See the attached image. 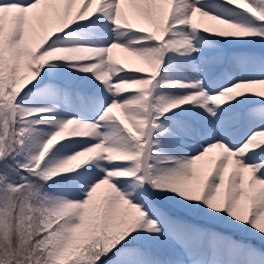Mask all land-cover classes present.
Segmentation results:
<instances>
[{
	"label": "rangeland",
	"instance_id": "1",
	"mask_svg": "<svg viewBox=\"0 0 264 264\" xmlns=\"http://www.w3.org/2000/svg\"><path fill=\"white\" fill-rule=\"evenodd\" d=\"M23 1L0 0V264H199V260L201 264L220 260L233 264L241 257L244 264H252L247 261L249 256L254 264L257 259L264 264V231L257 224L254 228L258 230H253L243 220H227L225 215L204 210L210 209L207 199L219 202L222 194L237 199L245 192L251 198L256 192L251 185L252 194L245 187L247 181L254 183L248 171L230 173L225 166L230 161L245 162L252 151L264 154V0H248L256 5V17L245 14L251 27L247 34H239L242 46L223 52L220 73L211 82L213 90L224 91L235 85L231 70L245 72L247 77L236 85L240 101L216 116L202 109L199 97L194 98L193 104L200 108L196 118L180 111L192 103L184 101L192 89L173 83L183 78L167 64L172 57L169 44L162 46L155 41L157 49L151 51L152 44L147 51L130 46L119 50V54L148 64L149 70L142 75L119 67L113 60L105 64L116 70L106 72L95 68L103 63L98 60L100 55L88 57L89 52L76 46H92L98 35L86 25L95 28L100 23L90 20L84 32L77 28L64 31L68 17L62 15L57 29L46 38L42 23L30 20V7L39 0ZM214 3L229 6L224 0ZM127 8V13L134 9L129 4ZM155 20V28L161 32L158 16ZM190 52L186 50L187 58H192ZM177 64L191 73L192 66ZM112 83L116 84L114 98L120 103L109 94L114 89ZM120 85L129 95L126 100L125 95H118ZM70 87L103 102L93 109L96 118L82 131L88 138H78L72 131L66 132L71 138L60 144H48L46 135L56 126L45 123L52 119L38 113L39 108L49 111L54 109L52 103H64L60 100ZM229 92L222 93L228 96ZM83 94L79 99L89 104ZM74 102L81 106V102ZM55 109L63 108L56 104ZM107 112L113 115L104 116ZM216 139L217 146H212L220 156L212 160L213 151L205 156L202 146ZM246 139L249 150L246 147L241 155L229 153L230 145ZM48 149L55 151L48 153ZM120 158H124L123 164ZM261 163L248 172L258 176L257 182L264 180L260 179L264 176ZM151 174L155 175L153 185L148 183ZM129 178L131 190H127ZM106 200L111 204L104 203ZM90 202L97 208L84 211ZM104 205L115 207L109 212ZM123 216V224L131 226L130 233L121 231L118 224ZM163 219L176 236L188 237L176 249L163 243ZM119 232L123 233L118 236L122 242H130L112 246L108 241L110 245L97 247L95 239L106 241ZM197 250L201 255L194 260Z\"/></svg>",
	"mask_w": 264,
	"mask_h": 264
},
{
	"label": "bare ground",
	"instance_id": "2",
	"mask_svg": "<svg viewBox=\"0 0 264 264\" xmlns=\"http://www.w3.org/2000/svg\"><path fill=\"white\" fill-rule=\"evenodd\" d=\"M224 2H227L229 6L226 8L219 7L217 3H214V0H56L50 3L38 1L30 7V20L34 23L36 21L42 23V32L46 37L57 29L56 25L62 15L64 18L68 17L63 25L64 31L73 28L80 30L90 20V22H97L96 24L100 23L99 27L92 29L93 34L98 35L92 46L87 47L78 43L76 46L84 52H89L88 57H92L95 53L100 55L98 60L100 58L103 63L96 65L103 70L107 69L106 72L116 70L105 64H110L112 60L119 67L123 66V68L141 73V75L149 70L148 64H143L137 57L119 54V50L126 46L147 51L152 44L151 51L153 47L157 49V44H154L155 41H158L162 46L169 43V50L173 54L172 58L178 61L183 58L186 49L191 51L192 58L188 60V63L191 64L193 73L186 74L184 70L176 67L178 64L167 63L173 71L183 78L182 82L174 83L182 85V87L186 86L190 91L192 89V92L184 97V101H192L193 97H199L202 101L200 104L202 109L208 114L217 116L218 113H221L217 110L218 105H221L223 112H225L229 104L237 100L240 101V98L236 95L237 89L229 92L228 96L220 94L222 91L213 90L212 79L220 73L223 52L226 49H238L242 46L238 40L239 34H247L251 27V23L245 18V14L249 13L253 18L256 17V5L248 0H224ZM127 4H131L134 8L141 7L144 12L137 9L127 13ZM145 13L148 14L146 18L144 17ZM55 14L58 20L54 18ZM155 16H158L162 23L161 32L155 28ZM253 18H249V20L255 22ZM103 19H105L104 23H101ZM204 20L210 25H205ZM29 31L32 30L29 29ZM142 32L147 35L141 34ZM23 69L21 68V70ZM230 73L232 81L236 82L235 85L240 84L241 82L238 81L247 77L245 72L236 71L235 73L231 70ZM187 79L190 81L185 82ZM209 93H213V95ZM208 99L212 100V106L208 104ZM213 101H217V105L213 104ZM197 109L200 108L191 103L180 111L189 113L188 116L196 118ZM242 145V148L247 147L249 150L248 142ZM209 151H213L212 160L220 156L216 147ZM256 157L257 155H251V160L243 164H234L230 161L231 164L228 162L225 166L226 170L230 173L240 171L241 174L242 172H250V169L260 162ZM248 172L247 176L251 177L254 183L251 184L247 181L245 187L250 188L248 191L251 194L253 188L249 185L256 190L251 195L253 196V201H251L253 204L250 205L251 202L229 197L220 199L222 204L211 202L212 209L205 210L223 209L227 213L225 216L228 219L236 222L243 220L245 221L243 224L248 223V226L253 230L256 229L254 226L257 224L256 226L263 232L264 182L261 180L257 182L256 176L249 175ZM257 183L258 185H255Z\"/></svg>",
	"mask_w": 264,
	"mask_h": 264
}]
</instances>
